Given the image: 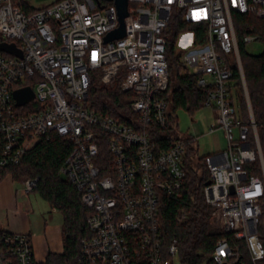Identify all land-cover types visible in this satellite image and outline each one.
<instances>
[{
	"label": "built area",
	"instance_id": "1",
	"mask_svg": "<svg viewBox=\"0 0 264 264\" xmlns=\"http://www.w3.org/2000/svg\"><path fill=\"white\" fill-rule=\"evenodd\" d=\"M28 1L0 0V44L22 53L0 51V180L41 139L57 134L72 146L60 173L90 211L92 235L81 242L77 264H176L177 240L165 249L160 233V199L182 189L188 149L197 139L178 131L180 138L161 149L153 135L155 127L171 126L163 97L170 79L166 31L178 15L203 28L201 39L193 31L201 48L182 61L186 73L199 75L198 84L209 88L204 107L216 120L210 133L222 129L228 142L206 158L212 225L244 241L253 264L262 262L264 158L253 113L251 125L240 118L232 64L245 81L234 16L263 19L264 0H128L126 36L111 41L108 35L121 25L115 0H57L42 8ZM253 41L256 36L244 38ZM93 77L106 87L121 79L123 91L132 94L130 123L91 108ZM27 87L34 99L19 106L14 93ZM258 161L262 176L250 167ZM22 185L25 193L35 192L38 179ZM237 251L223 239L213 258L238 264ZM35 263L29 234L0 232V264Z\"/></svg>",
	"mask_w": 264,
	"mask_h": 264
},
{
	"label": "trees",
	"instance_id": "2",
	"mask_svg": "<svg viewBox=\"0 0 264 264\" xmlns=\"http://www.w3.org/2000/svg\"><path fill=\"white\" fill-rule=\"evenodd\" d=\"M234 24L239 40L238 48L246 78L254 120L258 128L260 143L264 154V51L260 55H251L246 51V36H256L264 45V18L250 15H235ZM186 30L196 32L201 39L203 28L184 23L174 15L166 31L168 37L169 87L163 94L169 104L167 129L154 128L153 139L159 148L167 149L171 143L180 138L176 124V112L186 110L190 115L204 107L209 88L198 84L200 76L188 74L180 57L175 55V43L179 34ZM234 70L233 87L239 105L241 120L251 125L247 101L243 92L242 79L237 63ZM132 94L123 91L121 79L113 87L100 84L92 78L89 93V105L97 112L119 118L130 123L132 116L129 101ZM250 140L254 143V135ZM71 143L53 134L49 139L43 138L30 150L23 162L11 169L15 182L38 179L37 192L50 206L63 215L64 252L50 253L44 263L35 264H77L81 252V242L92 234L87 219L90 211L83 205L81 193L63 176L60 171L71 151ZM206 157H198L197 150L188 149L185 160L186 178L179 193L162 194L160 199L159 227L164 248L177 240L179 259L182 264H217L213 258L218 242L227 239L231 247L238 249V264H253L244 241H238L223 230L212 225V207L206 202L204 189L210 181ZM253 174L262 176L260 162L250 166ZM1 181V180H0ZM260 234L264 241V223L260 225ZM258 264H264V260Z\"/></svg>",
	"mask_w": 264,
	"mask_h": 264
},
{
	"label": "crops",
	"instance_id": "3",
	"mask_svg": "<svg viewBox=\"0 0 264 264\" xmlns=\"http://www.w3.org/2000/svg\"><path fill=\"white\" fill-rule=\"evenodd\" d=\"M17 184L12 176L0 181V232L29 234L37 263H44L50 253L64 252V219L40 195L25 193Z\"/></svg>",
	"mask_w": 264,
	"mask_h": 264
},
{
	"label": "rangeland",
	"instance_id": "4",
	"mask_svg": "<svg viewBox=\"0 0 264 264\" xmlns=\"http://www.w3.org/2000/svg\"><path fill=\"white\" fill-rule=\"evenodd\" d=\"M55 1L57 0H29L28 2L34 8H42L44 6L54 3ZM192 40L194 42H192ZM200 48L201 45L195 43L194 32L191 30H186L181 34H179L177 41L175 43L174 50H175V55L179 56L180 61H182L185 55H188L190 52ZM246 51L248 54L251 55H260L264 51V45L260 41H253L246 44ZM186 65L191 73H197L199 70V68L193 65L192 62H186ZM242 87L247 101L248 111L249 114H251V112L253 113V109L250 101V94H249L246 78L245 81H242ZM175 116H176V124H174V126L177 128V130L185 137L193 136L197 139V142L194 144V147L196 150H198L197 153L198 157H206L210 154L217 152V150L218 151L225 150L227 148L228 142L224 130L220 129L216 131V133L214 134L209 133L210 128L216 125L215 113L211 108L203 107L195 111L192 115H190L186 110L180 109L177 111ZM234 135L237 137L238 132L235 131ZM263 158H264V154H263ZM17 185L18 187H21V189L24 188L22 183L18 182ZM31 195L39 197L38 196L39 194L37 192H32ZM58 216L61 219L63 217L61 214H58ZM262 222L264 223V216L262 218ZM35 262L37 263L36 259ZM176 264H182L180 259L176 260Z\"/></svg>",
	"mask_w": 264,
	"mask_h": 264
},
{
	"label": "water",
	"instance_id": "5",
	"mask_svg": "<svg viewBox=\"0 0 264 264\" xmlns=\"http://www.w3.org/2000/svg\"><path fill=\"white\" fill-rule=\"evenodd\" d=\"M107 1H112V0H107ZM115 4L118 8L121 25L117 30L113 31L112 33L108 35L107 41L121 39L126 36L124 19L129 14L128 13V6H129L128 0H115ZM0 51L9 52V53L22 56L21 51L17 49V47L13 44H5V43L0 44ZM14 98L17 101V105L21 106V105H25L31 102L34 99V93L31 90V88L27 87L21 90H17L14 93ZM209 184L210 182L207 183V185Z\"/></svg>",
	"mask_w": 264,
	"mask_h": 264
}]
</instances>
